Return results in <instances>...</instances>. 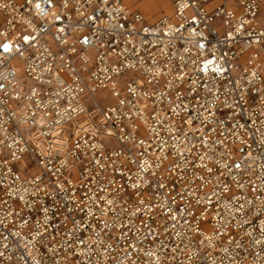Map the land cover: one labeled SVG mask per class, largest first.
<instances>
[{
  "label": "built area",
  "instance_id": "2783aa9c",
  "mask_svg": "<svg viewBox=\"0 0 264 264\" xmlns=\"http://www.w3.org/2000/svg\"><path fill=\"white\" fill-rule=\"evenodd\" d=\"M0 264H264V0H0Z\"/></svg>",
  "mask_w": 264,
  "mask_h": 264
},
{
  "label": "rangeland",
  "instance_id": "374dc122",
  "mask_svg": "<svg viewBox=\"0 0 264 264\" xmlns=\"http://www.w3.org/2000/svg\"><path fill=\"white\" fill-rule=\"evenodd\" d=\"M133 4H135L136 7L138 2H141L142 0H132ZM172 1L173 0H159L156 6L151 7L148 10L142 9L139 7L145 14H147L151 18H157L162 13H170L172 8ZM136 2V3H135ZM97 101L103 105H109L113 103V99L110 96L108 92H102L99 93L96 97Z\"/></svg>",
  "mask_w": 264,
  "mask_h": 264
},
{
  "label": "bare ground",
  "instance_id": "6f19581e",
  "mask_svg": "<svg viewBox=\"0 0 264 264\" xmlns=\"http://www.w3.org/2000/svg\"><path fill=\"white\" fill-rule=\"evenodd\" d=\"M136 1V0H135ZM159 0H142L141 2L137 3V6L141 7L142 9L148 10L153 6H156ZM132 3V0H129ZM136 3V2H135Z\"/></svg>",
  "mask_w": 264,
  "mask_h": 264
}]
</instances>
